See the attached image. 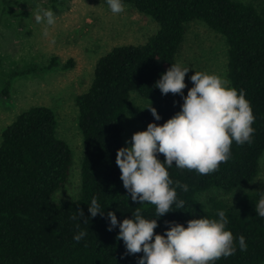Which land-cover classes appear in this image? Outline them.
<instances>
[{
    "label": "trees",
    "instance_id": "trees-1",
    "mask_svg": "<svg viewBox=\"0 0 264 264\" xmlns=\"http://www.w3.org/2000/svg\"><path fill=\"white\" fill-rule=\"evenodd\" d=\"M55 1V0H52ZM107 5L106 0H99ZM137 12L158 24L157 32L142 45L113 48L101 57L93 80L85 93L76 95L78 128L82 136L80 192L73 200L55 202L53 195L68 181L71 153L65 142L56 137V119L46 107H31L20 113L1 134L0 144V264H137L143 253L126 255L119 227L110 232L108 212L118 222L131 219L137 207L147 219H157L155 234L163 235L168 223L187 227L192 219H218L223 210L229 223L226 230L245 237L247 251L221 258L214 264H264V219L257 216L255 205L264 188L243 193L233 205L211 200L205 206L198 194L219 189L229 193L249 185L259 171L264 153V0L259 9L235 0H122ZM108 6V5H107ZM196 20L225 38L227 77L231 87L243 89L251 102L255 133L251 144L231 148V158L219 170L199 175L173 165L170 178L188 185V191L177 188V198L185 201L183 209L157 218L155 206L131 201L123 187L116 153L123 146L124 119L129 117L145 130L149 123L163 125L180 111V95H162L154 85L175 58L182 44L185 24ZM72 63L65 64L67 69ZM57 66L52 58L48 65L30 66L4 78L0 97L10 99L13 78L42 74ZM188 89H184V96ZM155 100L161 117L155 120L150 111L133 104L130 94ZM163 162L164 156L158 155ZM175 184H173V187ZM97 199L104 215L82 220L70 219L82 209L90 217L88 206ZM167 222V223H166ZM80 224V228L76 224ZM86 236L76 242L80 231Z\"/></svg>",
    "mask_w": 264,
    "mask_h": 264
},
{
    "label": "clouds",
    "instance_id": "clouds-1",
    "mask_svg": "<svg viewBox=\"0 0 264 264\" xmlns=\"http://www.w3.org/2000/svg\"><path fill=\"white\" fill-rule=\"evenodd\" d=\"M106 2L114 15L125 11L122 0ZM35 20L46 25L45 36L48 26L56 23L50 9H40ZM188 72L189 68L172 64L154 85L162 95H180L183 99L180 111L162 126L149 123L146 131L134 133L131 141L126 142L130 147H122L116 153L120 179L131 201L154 205L157 218L172 212L173 206L185 207V201L177 198L176 189L187 192L188 185L179 180L174 182L168 169L175 165L181 171L187 169L199 175L214 173L231 158L233 142L240 146L251 144L255 133L252 125L256 118L243 89L238 91L231 87L226 77L195 72L190 77L193 87L184 96ZM147 109L155 120L161 119L154 107ZM161 154L165 158L163 162L158 159ZM88 211L89 218L78 208L70 219L87 224L90 218L104 215L95 197ZM255 211L264 219V194L255 205ZM216 215L218 219L189 220L186 228L175 222L168 223V230L159 235L154 232L158 227L157 219L145 218L137 207L132 218L122 222H118L114 212H108V231L119 227L116 239L124 242L126 255L143 253L137 264H214L221 258L233 256L237 243L240 251L246 252L248 248L243 235L236 238L226 230L229 221L225 212L219 210ZM76 227L79 229L80 224ZM86 234L82 230L73 239L79 242Z\"/></svg>",
    "mask_w": 264,
    "mask_h": 264
},
{
    "label": "rangeland",
    "instance_id": "rangeland-1",
    "mask_svg": "<svg viewBox=\"0 0 264 264\" xmlns=\"http://www.w3.org/2000/svg\"><path fill=\"white\" fill-rule=\"evenodd\" d=\"M252 4L259 9L263 0H235ZM40 9H50L56 23L48 26L37 23ZM42 14V13H40ZM158 30V24L148 16L125 4V11L114 15L99 0H0V93L4 78L14 71L30 66L45 67L52 58L57 66L42 74L13 78L10 99L0 97L1 134L15 118L31 107L49 108L56 119V137L68 146L71 167L67 183L54 195L60 202L77 198L80 192L82 136L78 128V109L74 98L85 93L93 80L98 60L113 48L125 45H142ZM228 46L225 38L212 31L203 22L193 20L184 26V37L175 58V64L189 68L185 77L186 89L193 87L190 77L205 72L227 77ZM71 62L69 68H62ZM133 104L143 110L155 107V100H146L136 93L130 94ZM146 131L143 124L124 119L123 146L130 147L136 132ZM264 188V153L259 171L252 183L225 193L210 189L197 195L205 206L211 200L233 205L243 193Z\"/></svg>",
    "mask_w": 264,
    "mask_h": 264
}]
</instances>
